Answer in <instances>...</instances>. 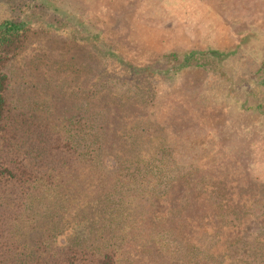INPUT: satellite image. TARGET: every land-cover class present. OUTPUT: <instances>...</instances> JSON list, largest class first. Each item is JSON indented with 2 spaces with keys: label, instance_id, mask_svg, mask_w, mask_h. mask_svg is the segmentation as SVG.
<instances>
[{
  "label": "rangeland",
  "instance_id": "1",
  "mask_svg": "<svg viewBox=\"0 0 264 264\" xmlns=\"http://www.w3.org/2000/svg\"><path fill=\"white\" fill-rule=\"evenodd\" d=\"M33 2L0 0V23L21 20L29 27L25 47L7 68L13 131L7 149L35 161L37 145L46 142L48 128L57 132L66 120L97 125L100 110L108 111L109 118L104 124L108 136L104 153L95 154V160L56 186L72 196L71 203L41 206L45 214L38 230L25 238L24 255L42 253L39 242L36 248L33 245V237L41 236L36 233L40 227L50 231L54 227L47 234L52 239L48 252L78 245L100 253L104 245L91 238L95 210L78 204L94 199L97 184L91 181L92 174L99 176L105 167L117 169L122 160L153 158L146 149L156 141V125L172 129L164 137L166 154L159 156L163 160L153 171L139 161L129 162L128 176L139 181L142 175L174 174L181 181L179 191L192 185L189 176L200 173L227 180L236 193L253 188L264 192V116L255 111L258 106L264 110V0H37L39 8ZM193 51L228 57L197 55L189 68L172 70L157 84L154 76L132 90L112 81L119 77L116 62L157 73L165 67L177 69ZM230 81L241 89L234 93ZM92 92L99 95L91 99ZM127 134L131 135L126 139ZM253 227L244 228L247 235ZM190 232L200 233L198 227ZM132 235L121 236L127 244L125 253L133 254L129 258L124 254L121 264H155L153 250L145 247L154 237ZM230 238L207 237L200 242L211 255L216 248L229 250ZM180 239L189 246L197 236ZM120 245L116 249L122 255ZM195 245L181 251L188 259L213 264L214 259ZM252 246L261 247L255 238Z\"/></svg>",
  "mask_w": 264,
  "mask_h": 264
},
{
  "label": "trees",
  "instance_id": "2",
  "mask_svg": "<svg viewBox=\"0 0 264 264\" xmlns=\"http://www.w3.org/2000/svg\"><path fill=\"white\" fill-rule=\"evenodd\" d=\"M36 1L34 0L33 5L39 8ZM28 32L26 21L6 20L0 23V264H119L124 254L127 258L133 255L125 253L127 244L121 236L127 234L128 239L133 237L132 234H139L141 237L140 233L145 238L153 240L154 237V242L145 247L153 250L155 264H203L204 262L188 259L181 250L193 248L197 244L195 246L202 252L204 249L201 240L207 237L229 240L230 235L232 242L229 241V250L226 247L216 248L211 251V255L210 250H204L210 259H214L213 264H264V192L261 190L257 193L253 188L236 193L227 184V180H213L197 173L189 176L192 185L176 191L181 181L174 174L166 173V176L161 175L160 178L157 175H142L139 181L135 176L126 174L129 162L139 161L146 170L153 171L156 163L163 160L159 156L166 154L163 151L166 145L164 137L168 131L172 133V129L169 126L161 129L158 125L156 141H150L151 144L146 149L153 158L122 160L117 169L105 167L98 171L99 176L92 174L90 179L97 184L93 188L94 199L90 203L82 201L78 204L85 203L86 207L95 210L97 220L96 227H90L91 238L93 242L97 239L104 245L100 253L78 245L48 252L52 239L47 234L53 233L54 227L51 231L48 227H40L36 233L41 232V236L33 237V245L36 248L40 243L38 251L42 250L44 255L35 252L24 255L27 249L25 238L31 231L38 230L45 214L41 206L50 204L54 207L58 203H71L72 196L68 198L65 189L59 191L56 186L61 185L60 182L64 183L69 175L78 172L77 168H82L92 158L95 160V154L104 153L108 142L104 124L109 118L108 111L100 110L96 112V118L100 119L97 125L86 124L84 120L75 123L66 120L65 125L57 132L48 128L44 132L46 142L37 145L35 161L29 160L27 155L7 149V138L13 137V131L9 127L11 106L8 101L12 80L7 74V68L10 61L25 47ZM197 55L213 59L228 57L227 54L215 51H193L184 56V64L177 69L175 66L171 70L165 67L157 73L149 67L139 69L126 62H116L113 66L117 67L119 77L112 78V81L123 84L128 90L136 89L132 86L140 82L153 81L154 76L157 84L162 77L170 76L172 70L189 68ZM230 82L234 93L241 89L233 81ZM152 86L150 84L146 89ZM97 95L99 94L92 92L89 97L95 99ZM255 111L264 116L261 106L256 107ZM68 127L73 131L66 130ZM130 135H125L126 139ZM152 185L153 188L148 189ZM82 198H85L84 195ZM259 210L262 213H258ZM129 221L134 225L129 226ZM251 225L255 227L247 235L244 228L249 229ZM195 227H198L200 233H187V230ZM233 233L239 237L235 239ZM189 235L197 236V242L193 239L191 245H183L185 240H181L180 236L186 238ZM253 238L261 247H251ZM119 243L122 255L116 249ZM254 254L258 261L254 260ZM30 256L31 259L27 260Z\"/></svg>",
  "mask_w": 264,
  "mask_h": 264
}]
</instances>
